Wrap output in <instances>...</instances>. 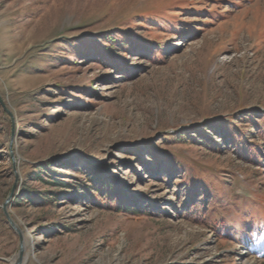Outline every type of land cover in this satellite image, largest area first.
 I'll return each instance as SVG.
<instances>
[{
	"label": "rangeland",
	"instance_id": "1",
	"mask_svg": "<svg viewBox=\"0 0 264 264\" xmlns=\"http://www.w3.org/2000/svg\"><path fill=\"white\" fill-rule=\"evenodd\" d=\"M22 243L264 264V0H0V264Z\"/></svg>",
	"mask_w": 264,
	"mask_h": 264
},
{
	"label": "trees",
	"instance_id": "2",
	"mask_svg": "<svg viewBox=\"0 0 264 264\" xmlns=\"http://www.w3.org/2000/svg\"><path fill=\"white\" fill-rule=\"evenodd\" d=\"M247 119H252V114H248L247 115ZM215 127H218V125L217 126H215ZM230 127H232V125L230 126ZM202 131H206V128H204V129H202ZM225 135H227V134H225ZM238 145H240L242 148H244V149H247V145H248V143H246V142H241V144H238ZM247 150H249V149H247ZM253 155H254V152H251V150H250V157H253ZM255 156V155H254ZM253 159H255V157L253 158ZM97 190H99V188H96ZM114 189L113 188H106V191H113ZM193 208L194 209H197V204H194V206H193Z\"/></svg>",
	"mask_w": 264,
	"mask_h": 264
},
{
	"label": "water",
	"instance_id": "3",
	"mask_svg": "<svg viewBox=\"0 0 264 264\" xmlns=\"http://www.w3.org/2000/svg\"><path fill=\"white\" fill-rule=\"evenodd\" d=\"M14 191H15V188L13 189V193H14ZM12 193V194H13ZM7 216H8V214H7ZM9 218V217H8ZM10 222H12L11 221V219H10ZM13 223V222H12ZM23 257H24V244L22 243L21 244V248H20V254H19V259H18V262L16 263V264H21V262H22V260H23Z\"/></svg>",
	"mask_w": 264,
	"mask_h": 264
}]
</instances>
